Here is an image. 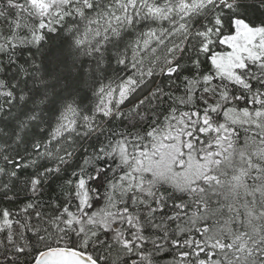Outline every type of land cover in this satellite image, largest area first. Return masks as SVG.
Masks as SVG:
<instances>
[{"label": "snow or ice", "instance_id": "snow-or-ice-1", "mask_svg": "<svg viewBox=\"0 0 264 264\" xmlns=\"http://www.w3.org/2000/svg\"><path fill=\"white\" fill-rule=\"evenodd\" d=\"M0 264H264V0H0Z\"/></svg>", "mask_w": 264, "mask_h": 264}]
</instances>
